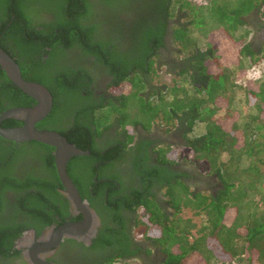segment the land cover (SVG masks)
I'll return each instance as SVG.
<instances>
[{
    "label": "trees",
    "instance_id": "1",
    "mask_svg": "<svg viewBox=\"0 0 264 264\" xmlns=\"http://www.w3.org/2000/svg\"><path fill=\"white\" fill-rule=\"evenodd\" d=\"M147 3L0 0V48L18 64L23 79L44 85L52 96L51 110L36 128L57 131L89 152L70 158L67 173L82 198L90 187L110 210L114 224L103 220L93 241L104 255L91 264H115L116 257L127 255L129 244L119 226L117 197L110 194L114 186L92 180L94 162L117 159L134 140L136 127L148 131L156 120L176 128L192 151L191 162L205 166L215 182L209 191L199 190L190 172L174 167L179 163L170 144L155 147L147 157L138 143L133 167L143 189L122 193L118 202L142 207L137 224L161 252L158 264H264V81L242 87L251 112L241 123L232 112L243 59L259 58L247 32H237L250 12L258 9L264 15V0ZM130 10L135 12L132 21L123 19ZM168 19L174 21L176 45L169 63L158 55ZM195 33L204 38V48ZM211 33L230 43L228 64ZM261 53L264 57V49ZM155 62L167 66L179 82L149 94ZM98 74L108 77L105 95L91 88ZM34 103L0 69V112ZM200 123L202 132L192 134ZM15 124L13 119L1 122L2 127ZM109 127L116 128L118 138L98 144L96 138ZM53 150L35 140L15 143L0 137V264L18 255L13 243L24 229L39 230L68 214ZM153 186L162 191V201L150 191ZM184 209L201 215L200 225L185 217Z\"/></svg>",
    "mask_w": 264,
    "mask_h": 264
},
{
    "label": "flooded vegetation",
    "instance_id": "2",
    "mask_svg": "<svg viewBox=\"0 0 264 264\" xmlns=\"http://www.w3.org/2000/svg\"><path fill=\"white\" fill-rule=\"evenodd\" d=\"M147 2L153 4L155 3V0H144L145 5L148 4ZM132 3V1H128L129 5H132ZM136 6H138V3H136ZM134 13L135 12L130 10L129 12H124L122 17L125 20L132 21ZM244 20L246 21V24L250 26V29L252 31V35L248 39L250 46L254 51L260 54L264 49V15L261 14L258 9H256L247 14L244 17ZM173 23V20L168 19L166 24L164 25L162 33L163 45L158 49L159 59L162 62H171L173 58V52L175 51V45L171 37ZM107 79V76H102L100 74L95 77V81L92 82L91 88H94L96 90L97 95L107 94L105 90V83ZM6 119H13L15 122H17V124L8 125L5 126V128L16 127L23 124V121L18 119ZM154 123L152 125H154ZM166 136L167 135L165 134H158L157 132L150 129L147 131L138 126L134 130V140L128 144L129 147L124 152H122V154L117 159H115L114 161H108L105 164L94 162V167L96 168V170L94 176L92 177V180L97 183L99 182L100 184L104 182L113 184L114 191L110 194H112L113 199L117 197L115 207L118 211L119 226L120 229L124 230L126 238L129 241L127 255L116 257L115 264H123L128 261H137L141 264H158L161 261L162 254L158 249L152 246L145 238L137 239L136 237L135 231L136 229L138 230L141 227L140 224H137V220L142 213V207H135L132 203L130 205L121 206L118 200L120 199L119 197L122 196V193L132 194L134 190L142 188L141 177L133 167L134 162H136L134 160V157L136 154V147L138 143L145 146L147 157H151L153 156V149L155 147H159L162 144H168L164 142V140L168 139V137ZM117 138L118 135L116 128L109 127L104 130L102 135L97 137L96 139L98 141V144L103 145V142ZM3 139L9 140L6 138ZM26 141L29 140H25L22 142ZM146 162L151 163L152 161L151 159L147 158ZM174 167L178 168L181 171L185 170L181 166ZM185 171L188 172L187 169ZM190 174L191 178H194L195 183L203 182V180L198 178L195 173L190 172ZM103 185L101 186V188L105 190V193H107V189L103 188ZM150 191L159 201H162L160 190L153 186ZM84 192L85 194L89 192L87 197L91 198L90 203L89 198H82L79 193L81 199L87 204L91 212V217L89 218L90 226L84 233L76 237L63 236L59 243L55 246H52L50 249H47L44 245V241L50 238L51 233L54 229L64 224L65 222L79 221L83 219L82 212L74 208L70 200L62 192L68 200V214L62 219L58 218L57 223L52 222L49 225L40 228L39 230L34 227H28L24 229L20 236H18L13 243L14 249L18 250L19 253L8 263L34 264L30 258L31 252L35 253L36 256L39 257V259L44 260L48 264H91L101 261V258L104 255V250L101 249L100 246H97L96 243L94 244L93 241L99 233L100 228L102 227L103 220L111 222L109 220L110 210L105 208V206L100 202L101 199L97 197L96 194H93V191H91L90 187H88L87 190H84ZM7 196L11 197V194L8 193ZM111 223L114 224L113 222Z\"/></svg>",
    "mask_w": 264,
    "mask_h": 264
},
{
    "label": "water",
    "instance_id": "3",
    "mask_svg": "<svg viewBox=\"0 0 264 264\" xmlns=\"http://www.w3.org/2000/svg\"><path fill=\"white\" fill-rule=\"evenodd\" d=\"M0 69L4 71L7 78L23 93L35 100L32 106L12 107L0 113V123L6 118L23 121L22 125L16 127L5 128L0 126V136L15 142L35 140L54 147V165L62 184V192L70 200L73 207L83 214L82 220L65 222L53 230L50 238L44 241L46 248L50 249L52 246L57 245L63 236L76 237L84 233L90 226V209L81 199L78 189L66 170L70 158L88 155L89 152L69 143L57 131L36 128L35 124L50 112L52 96L44 85L23 79L18 64L2 48H0ZM30 258L34 264H48L44 260L39 259L33 252L30 253Z\"/></svg>",
    "mask_w": 264,
    "mask_h": 264
},
{
    "label": "rangeland",
    "instance_id": "4",
    "mask_svg": "<svg viewBox=\"0 0 264 264\" xmlns=\"http://www.w3.org/2000/svg\"><path fill=\"white\" fill-rule=\"evenodd\" d=\"M192 3L196 5H204L206 4L209 0H189ZM175 20L179 22H183V18H177L174 17ZM243 32L246 33V40L250 38L252 35V31L250 29L249 25H244L242 28H240L237 32V34H244ZM213 34V33H211ZM194 37L197 40V44L200 48L205 47V40L198 34H194ZM212 37L217 40H219V44L221 46V51H222V62L224 64H228L229 60L227 61L226 55L227 51L229 49L228 40L224 37H220L217 35V33H214ZM228 43V44H227ZM175 45V44H174ZM176 49V45H175ZM260 53L258 56L259 58L257 59L256 62H251L248 59H243L244 64H245V69L243 72L239 74V76L236 79V84L239 85L237 89L235 90V99L232 107V112L233 116L241 123L243 121V118L248 115V113L251 112L250 106L248 104V101L245 100V95L243 92L242 87L248 86V84L251 83H260L264 81V57H262ZM154 72L151 75V82L150 85L151 87L148 88V91L151 94L155 88H158L160 86H171L176 80L179 79V77L174 74V72L170 71L167 66L165 65H159L157 62L154 63L153 65ZM179 82V80H178ZM224 109H221L218 111L216 114L217 117L221 118V115L223 114ZM203 124H197L194 128V131L192 134H200L203 130ZM150 130L157 132L158 134H165L168 137L167 140H164L165 143H168L171 145L174 155L176 157L178 166L183 167L185 170L187 169L188 172H192L195 174H198L200 176L199 178L203 180V182L198 183L200 186H198V189L202 191H209V189L214 188L212 184H214V179L212 177H208L206 174V169L205 166H199L196 165L195 163L191 162L192 160V151L189 147H187L184 142L182 141L179 133L176 131V128L171 125H167L164 123L162 120H156L154 125L150 127ZM175 133V134H174ZM223 159H226V156H222ZM211 185V187H210ZM191 190H196V187L194 185L190 186ZM162 193V191H161ZM164 199V198H163ZM161 200H162V195H161ZM183 215L185 217H189L196 225H200L202 222V216L199 214H196L195 211L190 210V209H184L183 210ZM143 228H139L138 230L136 229L135 234L137 239H144L143 237ZM195 232V229L191 231V236H193ZM193 233V234H192ZM122 264V263H121ZM123 264H141L137 261H128Z\"/></svg>",
    "mask_w": 264,
    "mask_h": 264
}]
</instances>
